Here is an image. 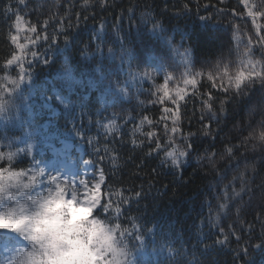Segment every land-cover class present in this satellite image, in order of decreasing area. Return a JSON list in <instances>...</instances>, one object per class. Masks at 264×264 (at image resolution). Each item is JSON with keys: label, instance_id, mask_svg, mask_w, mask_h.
Masks as SVG:
<instances>
[{"label": "trees", "instance_id": "obj_1", "mask_svg": "<svg viewBox=\"0 0 264 264\" xmlns=\"http://www.w3.org/2000/svg\"><path fill=\"white\" fill-rule=\"evenodd\" d=\"M17 15L42 40L24 77L7 66ZM221 75L227 94L212 87ZM261 77L264 0H0V213L16 205L3 190L24 185L39 162L56 175L50 146L65 142L104 177L99 197L109 205L57 220L53 251L66 250L69 264H92L104 238L128 264H264ZM239 80L249 82L235 95ZM174 150L178 168L166 156ZM16 233L0 228V264H17ZM42 261L62 264L34 253Z\"/></svg>", "mask_w": 264, "mask_h": 264}, {"label": "rangeland", "instance_id": "obj_2", "mask_svg": "<svg viewBox=\"0 0 264 264\" xmlns=\"http://www.w3.org/2000/svg\"><path fill=\"white\" fill-rule=\"evenodd\" d=\"M31 34L32 31L28 28L20 26L19 29H17L16 27V33L14 35L17 37V40L14 44L16 46L23 45L24 47H17L18 53L15 55L17 59L12 58V64L8 63L7 66L8 68H18L20 77H24L31 71L26 67L30 64V62L27 61V58L37 59V56H39L37 55L36 57H33L32 53L36 52V50H30L37 48L42 40L38 37H32ZM42 50H45V48ZM10 80V77L6 78V81ZM139 80L145 82L148 81V77L142 76L139 77ZM46 108L51 109L52 106L46 104ZM168 110L170 111L171 109L169 108ZM50 148L53 160L58 161V166L55 171L56 175L50 176L53 169L51 166L52 162H39L37 164L38 171L36 172V175L34 170L29 171L27 173L28 180L22 186L19 183L17 184V181H12V183L7 185V189L3 190L7 192V194L3 193L5 194V197L3 198L5 201L11 199L15 200L16 205H14V207L23 206L28 214H31L33 211H39L40 205L44 204L45 201H48L47 205H49V207L47 209V217L50 223L47 227L50 232V237L53 240L54 234L59 233L57 229L60 228V223H57L56 228L55 224L57 220L61 219L62 213L64 215L65 212L70 220L83 221L91 216V210L95 208L100 201V188L99 190L98 188L95 190L93 185L99 184L101 186L102 180L100 179L101 176L93 173V169L90 165L86 163L77 164L75 162L72 148L65 142L56 146H50ZM77 151L78 150H76V152ZM33 176H35L34 181L31 179ZM52 177L56 179L54 183L51 180ZM80 181H84V184H81ZM56 184H60L61 188L56 189ZM85 184L87 187H85ZM25 185L29 186L25 187ZM12 189L16 190L17 193L11 192ZM85 192L90 193V195L85 197ZM14 207H9L7 213L14 209ZM19 234L22 239V245L17 247V251H15V253H19L17 264H35L33 262V255L35 252L32 251L31 243H29L21 233ZM102 241L104 244L96 249V252L92 257V264H95V261L102 257H108L107 260H104L103 264H128L126 259L122 258L121 252L117 254L113 249L107 246L109 243L106 238L102 239ZM51 247L53 250V246ZM101 249L102 252L98 253ZM44 255L47 260L51 258L47 251L44 252Z\"/></svg>", "mask_w": 264, "mask_h": 264}, {"label": "snow or ice", "instance_id": "obj_3", "mask_svg": "<svg viewBox=\"0 0 264 264\" xmlns=\"http://www.w3.org/2000/svg\"><path fill=\"white\" fill-rule=\"evenodd\" d=\"M19 2H20V4H24L25 0H19ZM85 3H87V0H85ZM103 3H104V0H101V4H102V5H103ZM185 7H187V6H185ZM11 11H12V9H11V7H9V8L7 9V12H11ZM129 11L131 12V9H129ZM15 19H16V27H17V29H19V27H20V20H21V17H20L19 15H17ZM87 19H88V17L85 16V17H84V21L87 20ZM157 23H158V22H157ZM31 30H32V31H35L34 28L31 29ZM65 39H67V37H66ZM11 40H12L13 43H16L17 37H16L15 35H13V36L11 37ZM17 47H18V48H23L24 46H23V45H17ZM248 55H250V53H248ZM32 56H33V57H36V56H37L36 52H33V53H32ZM13 59H17V57L14 56ZM8 63H9V64H12V60H9ZM241 71H242V70L238 69V70H236L235 74H239ZM223 72H227V73L229 74V71H228V65H225V66H224V71H223ZM146 74H147V73H146ZM170 78H171V77L169 76L168 79H170ZM208 78H209V80H213V79H214L212 75H209ZM219 78H220V80H221V83H220L219 85H217L216 83H213V84H212V87H213V88H217V87H219L220 89L223 90L224 93H226V94L229 93V92L231 91V88H229V87H225V83H224V81H223V76H222V75H221ZM259 79H260L262 82H264V77H261V78H259ZM251 81H254V78H253V80H251ZM185 82H186V83H195V81H185ZM247 82H249V80H239V81L237 82L235 95H239V94H240L241 86L244 85V84H246ZM177 95H178V96H181L182 93H181V92H177ZM231 98H232V97H229V100H230ZM211 99H212V97L209 96L208 101H205V104L208 106L209 110H211V104L209 103V101H211ZM225 104H226V100H221V101H220V111H221V112H224V111H225ZM164 111L167 113L169 110H168V109H164ZM213 115L215 116V113H213ZM173 119H174V121H175V119H176L175 114H173ZM208 127H209L208 125H205V128H206V129H207ZM172 131L175 132V131H176V128H173ZM149 135L151 136V135H153V134H152V133H149ZM204 135H209V132L206 131V132L204 133ZM256 138H257L259 141H261L262 143H264V125H262L261 130L258 132V134H256ZM169 139L171 140V137H169ZM160 151H164V149H161V145H160L159 143H157V144H156V153L159 154ZM192 151H193L192 143H189L188 146H187V148H186V150H185V151H179L178 154H179V157H180V158H185V157L187 156V154L190 153V152H192ZM228 151L231 152V149H228ZM166 156H167L168 158L171 159V165L176 166L177 168L179 167L178 158H177V156H176V152H175V150H174V151H166ZM197 158H199V157H197ZM162 163H166V161H162ZM153 172H155V169H153ZM18 173L23 174L22 172H18ZM31 179L34 181V180H35V176L31 177ZM100 179L103 180L104 177L101 176ZM51 180H52L53 183L56 181V179H55L54 177H52ZM80 183H81V184H84V181H80ZM28 186H29V185H25V187H28ZM85 187H87L86 184H85ZM59 188H61V185H60V184H56V189H59ZM93 188H94L95 190H97V188H98V190H99L100 185H99V184H95V185H93ZM142 192H143V187L141 186V189H140L139 191H135L134 198H135V199H138V198L141 196ZM91 193H92V192H91ZM84 195H85V197H87L88 195H90V193L85 192ZM237 195H239V193H237ZM66 199H67V198H66ZM47 202H48V201H45V203H44V204H41L40 207L43 206V205H46ZM123 203H124L125 205L129 206L130 203H131V200H129V199H125V200L123 201ZM221 207H224V205H221ZM101 209H103L104 212L107 213V212L109 211V205L102 203L101 198H100L99 204H98L95 208H93V209L91 210V217H97V216H96V213H98ZM116 212H117V213H120V212H121V208H120V207H117V208H116ZM9 214H10V211H9L8 213H6V214H5V213H0V215H4V216H6V218L9 216ZM110 225H111V224H110ZM111 226H112V225H111ZM133 226H134V225H133ZM119 227H120L119 225H117L116 227H114V228L116 229V231L113 233V236H114L113 243L115 244V246H116L117 238L122 234V232L119 231ZM127 231H128L127 228H125V229L123 230V232H127ZM260 243H264V239H262ZM116 247H117V246H116ZM245 250H246V249H245ZM107 259H108V257L98 258L97 261H95V264H103L104 260H107Z\"/></svg>", "mask_w": 264, "mask_h": 264}, {"label": "clouds", "instance_id": "obj_4", "mask_svg": "<svg viewBox=\"0 0 264 264\" xmlns=\"http://www.w3.org/2000/svg\"><path fill=\"white\" fill-rule=\"evenodd\" d=\"M49 205H43L39 211H33L28 214L23 206H18L10 211L7 218L0 216V228H8L21 233L24 238L31 243L32 251L38 254L48 252L54 261H60L62 264H69L74 258L69 255L66 250L57 247L52 250L55 241L50 237L47 225L50 223L47 217V209ZM45 264V262H41Z\"/></svg>", "mask_w": 264, "mask_h": 264}]
</instances>
